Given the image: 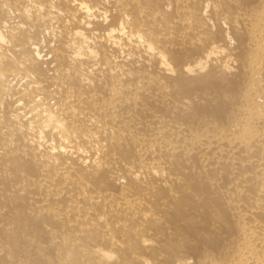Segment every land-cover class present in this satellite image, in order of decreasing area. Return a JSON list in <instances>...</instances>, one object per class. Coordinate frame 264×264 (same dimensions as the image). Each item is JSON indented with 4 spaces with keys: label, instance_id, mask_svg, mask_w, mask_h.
Wrapping results in <instances>:
<instances>
[{
    "label": "bare ground",
    "instance_id": "6f19581e",
    "mask_svg": "<svg viewBox=\"0 0 264 264\" xmlns=\"http://www.w3.org/2000/svg\"><path fill=\"white\" fill-rule=\"evenodd\" d=\"M0 264H264V0H0Z\"/></svg>",
    "mask_w": 264,
    "mask_h": 264
}]
</instances>
